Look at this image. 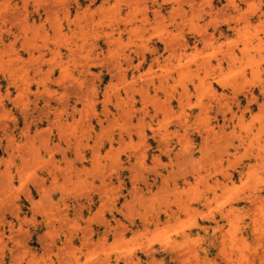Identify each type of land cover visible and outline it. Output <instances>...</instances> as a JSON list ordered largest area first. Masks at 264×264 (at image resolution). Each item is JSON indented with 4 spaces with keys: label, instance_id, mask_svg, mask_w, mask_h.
Masks as SVG:
<instances>
[{
    "label": "rangeland",
    "instance_id": "374dc122",
    "mask_svg": "<svg viewBox=\"0 0 264 264\" xmlns=\"http://www.w3.org/2000/svg\"><path fill=\"white\" fill-rule=\"evenodd\" d=\"M0 250L261 264L264 0H0Z\"/></svg>",
    "mask_w": 264,
    "mask_h": 264
},
{
    "label": "clouds",
    "instance_id": "9594fccd",
    "mask_svg": "<svg viewBox=\"0 0 264 264\" xmlns=\"http://www.w3.org/2000/svg\"><path fill=\"white\" fill-rule=\"evenodd\" d=\"M0 264H4V256L2 254V250H0ZM261 264H264V261H261Z\"/></svg>",
    "mask_w": 264,
    "mask_h": 264
},
{
    "label": "bare ground",
    "instance_id": "6f19581e",
    "mask_svg": "<svg viewBox=\"0 0 264 264\" xmlns=\"http://www.w3.org/2000/svg\"><path fill=\"white\" fill-rule=\"evenodd\" d=\"M187 153V152H186Z\"/></svg>",
    "mask_w": 264,
    "mask_h": 264
}]
</instances>
